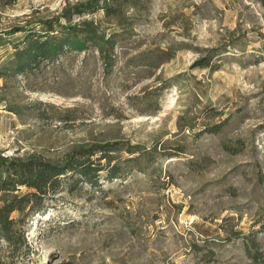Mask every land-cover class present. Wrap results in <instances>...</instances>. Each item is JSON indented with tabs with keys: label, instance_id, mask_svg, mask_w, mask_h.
I'll use <instances>...</instances> for the list:
<instances>
[{
	"label": "rangeland",
	"instance_id": "1",
	"mask_svg": "<svg viewBox=\"0 0 264 264\" xmlns=\"http://www.w3.org/2000/svg\"><path fill=\"white\" fill-rule=\"evenodd\" d=\"M95 2L0 0V64L45 22L115 39L109 65L90 45L0 79V155L103 166L14 211L0 264H264V0Z\"/></svg>",
	"mask_w": 264,
	"mask_h": 264
},
{
	"label": "trees",
	"instance_id": "2",
	"mask_svg": "<svg viewBox=\"0 0 264 264\" xmlns=\"http://www.w3.org/2000/svg\"><path fill=\"white\" fill-rule=\"evenodd\" d=\"M109 1L116 0H102L96 4V8L104 10L108 15L114 14L113 7ZM130 2V0H125ZM85 8L78 6L71 7V10L77 14H81ZM66 18L70 16L65 15ZM20 31V37L11 41L8 45L11 47L4 63L0 64V79H8L15 74H25L26 71L39 65L41 60H55L58 55H66L71 51H83L90 45L96 48L99 57L109 65V59L113 54L115 46L114 34L106 36L100 34L96 26L91 20H85L63 26L61 28H54L50 22H45L44 28L35 30L33 28H24ZM5 39L0 37V46L7 47ZM202 65H207V62H202ZM220 127H210L209 131L218 132ZM121 143H105L101 148H111L118 150ZM129 154H136L135 157H129L128 162L134 165L138 160L145 159L147 163L154 162V158L150 153H143L135 146L125 147ZM89 154V152H86ZM167 155L171 154L165 152ZM107 158V177L120 178L124 175L122 169L118 164L111 163L114 158L104 152L103 158ZM169 157V156H168ZM101 165H92V161L74 160L67 162L65 165L55 166L47 162H40L37 160L28 159L22 161L19 159H8L6 156L0 155V193L10 194V198L5 200L0 205V233L3 238L8 241L12 240V226L14 219L12 213L24 209L32 200L37 201L38 205L34 211L39 212L44 208L43 195L46 190L56 191L66 183L73 184V189L78 184L86 183L93 186L96 183L95 176ZM26 187L29 191L25 193H14L20 187ZM14 193V194H12ZM252 244L256 243V237H252ZM261 254L253 253V258H259Z\"/></svg>",
	"mask_w": 264,
	"mask_h": 264
}]
</instances>
